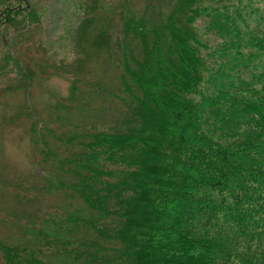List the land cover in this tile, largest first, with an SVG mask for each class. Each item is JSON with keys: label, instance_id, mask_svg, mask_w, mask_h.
Returning <instances> with one entry per match:
<instances>
[{"label": "trees", "instance_id": "16d2710c", "mask_svg": "<svg viewBox=\"0 0 264 264\" xmlns=\"http://www.w3.org/2000/svg\"><path fill=\"white\" fill-rule=\"evenodd\" d=\"M120 1L117 21L99 19L100 0L73 2L81 55L54 68L69 103L52 109L78 113L89 50H105L118 112L61 134L29 121L56 167L31 191L65 205L45 212L51 233L0 242L6 263L264 264V0ZM41 21L31 1L0 0V66L13 72L0 95L28 92L35 74L9 32L32 38Z\"/></svg>", "mask_w": 264, "mask_h": 264}, {"label": "rangeland", "instance_id": "374dc122", "mask_svg": "<svg viewBox=\"0 0 264 264\" xmlns=\"http://www.w3.org/2000/svg\"><path fill=\"white\" fill-rule=\"evenodd\" d=\"M29 1L42 15L41 31L32 38L19 35L16 31H10L9 36H13V49L19 51L35 76L28 92L7 91L0 95V242L9 245L31 239L33 235L30 228L35 230L36 226L49 232L42 224L45 212L65 205L61 194L36 196L31 191L32 187L45 183L42 174L44 169L56 171L55 165L51 161H44L40 148H35L32 143L30 125L34 120L38 119L40 125L49 126L61 134L62 130L70 132L75 125L88 122L98 123L103 128L118 112L110 103L109 92L113 90L116 93L117 88L112 64L104 57L107 54L105 50H89L84 65L87 75L77 83L75 103L78 113L71 108L52 109L55 103L67 102L69 82L54 68L60 62L67 71L81 55L76 54L79 47L75 34L82 12L75 7L74 0ZM131 1L137 9H141L144 3V0ZM100 2L102 8L99 19L105 16L117 21L116 12L121 1ZM93 52L98 55L91 57ZM76 73L79 75L77 70ZM12 75L13 72L6 73L5 68L0 66V88L13 86ZM5 95L7 104L3 102ZM115 103L121 108L120 103ZM61 118L63 121H59ZM30 120H33L31 124ZM0 264H7L1 245ZM67 264L74 263L68 261Z\"/></svg>", "mask_w": 264, "mask_h": 264}]
</instances>
